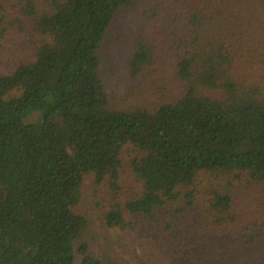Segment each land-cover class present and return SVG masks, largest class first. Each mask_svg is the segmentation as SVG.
Returning <instances> with one entry per match:
<instances>
[{
	"label": "trees",
	"instance_id": "trees-1",
	"mask_svg": "<svg viewBox=\"0 0 264 264\" xmlns=\"http://www.w3.org/2000/svg\"><path fill=\"white\" fill-rule=\"evenodd\" d=\"M21 1L20 14L42 41L32 60L0 73V264H118L94 256L83 239L88 222L75 209L86 175L120 191L126 145L139 152L131 169L142 191L104 216L110 229L153 221L173 241L201 183L181 191L202 174L238 173L264 188V71L252 72L264 69V0H236L234 10L195 0L175 15L185 25L179 17L156 25L180 96L130 111L110 108L99 54L117 15L141 0H52L42 15L35 0ZM5 13L0 0L1 39L23 24ZM145 15L160 17L157 9ZM147 37L137 39L129 62L133 79L157 64V41ZM232 208L231 193L218 190L206 211L219 227L235 221Z\"/></svg>",
	"mask_w": 264,
	"mask_h": 264
},
{
	"label": "rangeland",
	"instance_id": "rangeland-1",
	"mask_svg": "<svg viewBox=\"0 0 264 264\" xmlns=\"http://www.w3.org/2000/svg\"><path fill=\"white\" fill-rule=\"evenodd\" d=\"M194 1L179 0L175 4L174 0H141L134 8L117 15L99 54L100 75L112 110L152 109L166 100H177L180 85L175 80V63L170 58L161 57L160 42L164 39L157 36L154 28L156 25L168 27L170 18L173 20L176 17L185 25L183 18L175 15L184 14ZM209 1L215 7L223 1L227 6H233V10L236 8V4L231 5L236 0ZM2 4L9 21L20 19L23 22L22 25L9 26L4 38H0V73L8 74L19 64L33 59L42 38L35 34L32 20L20 14L24 5L21 0H2ZM51 4L52 0L34 1L40 15L50 14ZM155 9L159 11V19H148L145 13L150 17ZM166 30L170 32L171 29ZM146 35L148 39L157 41V64L133 79L129 74V62L137 39L143 40ZM242 52L246 56L245 51ZM256 70L264 71L257 66L252 72ZM255 74V78L263 75L261 71ZM139 156L132 145L123 148L120 191L117 194L110 192L107 182L99 185L92 175L84 176L81 202L75 212L88 222L83 239L94 256L118 264H149L150 259L153 264H264V188L248 183L247 178L238 173L202 174L192 187L181 191L185 194L201 183L196 197L198 205L176 222V238L173 241H164L171 230L164 233L165 226H160L163 223L140 220L136 229L120 231L108 228L104 216L111 208L140 196L142 187L131 169L132 161ZM218 190L231 193L235 218L233 223L219 227L211 220L208 209L206 211L212 200V192ZM125 218L127 221L133 220L132 217ZM193 259L198 261L192 263Z\"/></svg>",
	"mask_w": 264,
	"mask_h": 264
}]
</instances>
